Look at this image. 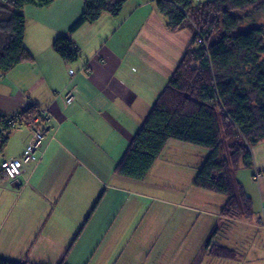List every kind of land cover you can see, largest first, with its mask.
Listing matches in <instances>:
<instances>
[{"label":"crops","instance_id":"0c3cea01","mask_svg":"<svg viewBox=\"0 0 264 264\" xmlns=\"http://www.w3.org/2000/svg\"><path fill=\"white\" fill-rule=\"evenodd\" d=\"M84 7V0L24 7V41L32 59L0 70L1 113L50 107L53 118L23 176L0 175V258L36 264H264V141L251 148V178L242 181L235 173L253 201L252 218L224 219L220 211L227 200L218 197L215 220L195 233L186 217L167 213L168 219L157 214L146 221L157 204L152 180L162 178L167 161L179 162L191 148L168 144L144 180L116 171L190 47L191 31H170L152 0H127L116 16L105 12L69 34ZM62 35L79 50L73 61L53 49ZM67 89L76 95L71 103ZM11 131L2 159L22 158L32 137L27 125ZM201 195L196 210L207 203ZM216 227V241L234 258L205 250Z\"/></svg>","mask_w":264,"mask_h":264},{"label":"trees","instance_id":"16d2710c","mask_svg":"<svg viewBox=\"0 0 264 264\" xmlns=\"http://www.w3.org/2000/svg\"><path fill=\"white\" fill-rule=\"evenodd\" d=\"M54 1L0 0L1 71L32 59L24 41V7H47ZM152 1L170 31L186 27L193 41L116 171L133 180H144L169 141L205 148L209 152L198 167L194 186L227 200L220 211L224 219L252 218L253 201L235 173L253 166L251 148L264 141V25L242 26L264 13V0ZM126 2L84 0L81 17L69 34L85 23H94L105 12L116 16ZM53 49L67 61L79 54L69 35L57 38ZM36 112L31 108L22 115ZM11 115L0 112V162L13 130L7 126ZM0 175L8 178L1 170ZM219 229L215 228L205 250L215 258H234L233 250L216 241ZM0 264L36 263L0 258Z\"/></svg>","mask_w":264,"mask_h":264},{"label":"rangeland","instance_id":"374dc122","mask_svg":"<svg viewBox=\"0 0 264 264\" xmlns=\"http://www.w3.org/2000/svg\"><path fill=\"white\" fill-rule=\"evenodd\" d=\"M262 25H264V13H262V15H257L250 21L246 22L242 26V29ZM168 144V146L176 144L177 146L184 147V149H191L189 152H186V155L179 156L181 157V159L179 158L178 160L179 162L167 161L166 166L160 168L162 178L157 177L152 180L154 189L153 194L155 195L152 197L157 200V204L149 213H147L146 221L155 218L157 214L163 217V219H168V214L172 218L179 220H181L182 217H186L191 220V224H193L192 230L193 233H195L196 230L204 227V224L207 223V221L215 220L213 215H215L218 203L217 198L219 197L223 199V196L215 192L212 193L206 190H200L193 184L195 180L194 178L199 169L198 167L201 165V162L207 158L209 152L207 149L193 145L188 146L175 141H169ZM250 173L248 167H243L236 172L237 177L242 181H247L251 178ZM202 193H205L207 203L203 210H196L193 207L198 206L194 203L199 201L202 202ZM198 194H200V196H198ZM184 205L190 206L192 209L187 211L184 209ZM207 215L209 218L206 217Z\"/></svg>","mask_w":264,"mask_h":264},{"label":"built area","instance_id":"2783aa9c","mask_svg":"<svg viewBox=\"0 0 264 264\" xmlns=\"http://www.w3.org/2000/svg\"><path fill=\"white\" fill-rule=\"evenodd\" d=\"M64 95L67 103L73 102L76 98L74 91L69 89L65 91ZM52 119L50 107L37 110L36 114H34L31 119H26V117L22 115V112L9 116L7 126L10 129H16L21 125H27L30 131H32V137L27 148L23 152L22 158L2 159L0 162V170L3 171L5 176L10 180H18L21 178L26 172V165L33 161L38 152L42 149L45 131Z\"/></svg>","mask_w":264,"mask_h":264}]
</instances>
